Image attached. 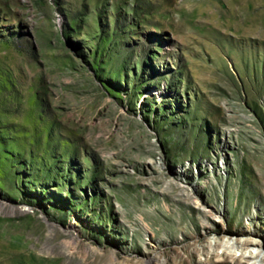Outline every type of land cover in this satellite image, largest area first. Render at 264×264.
<instances>
[{"label":"rangeland","instance_id":"obj_1","mask_svg":"<svg viewBox=\"0 0 264 264\" xmlns=\"http://www.w3.org/2000/svg\"><path fill=\"white\" fill-rule=\"evenodd\" d=\"M243 256L264 264V0H0V264Z\"/></svg>","mask_w":264,"mask_h":264},{"label":"bare ground","instance_id":"obj_2","mask_svg":"<svg viewBox=\"0 0 264 264\" xmlns=\"http://www.w3.org/2000/svg\"><path fill=\"white\" fill-rule=\"evenodd\" d=\"M239 241V240H238ZM240 243V242H239ZM261 245V244H260ZM242 246V245H241ZM259 255V254H258ZM257 255V256H258ZM249 258H247V256H243V257H241V259H239V261L241 262V264H246V262H247V260H248Z\"/></svg>","mask_w":264,"mask_h":264}]
</instances>
